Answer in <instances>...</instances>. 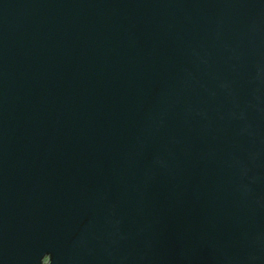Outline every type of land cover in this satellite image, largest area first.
<instances>
[{"label":"water","instance_id":"95a60500","mask_svg":"<svg viewBox=\"0 0 264 264\" xmlns=\"http://www.w3.org/2000/svg\"><path fill=\"white\" fill-rule=\"evenodd\" d=\"M0 264H264V0H0Z\"/></svg>","mask_w":264,"mask_h":264}]
</instances>
